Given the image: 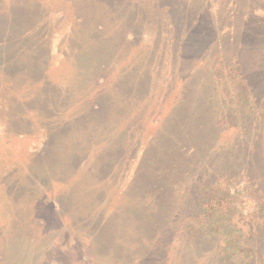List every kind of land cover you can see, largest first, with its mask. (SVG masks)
Here are the masks:
<instances>
[{
  "label": "trees",
  "instance_id": "1",
  "mask_svg": "<svg viewBox=\"0 0 264 264\" xmlns=\"http://www.w3.org/2000/svg\"><path fill=\"white\" fill-rule=\"evenodd\" d=\"M84 1L79 6L81 10L70 12L72 18H79L76 19L73 33L68 40L65 36L62 37L75 49L66 56L70 58L72 55L71 58H74L76 74L73 81L64 86L70 85L69 91L66 92L64 88L62 90L63 97L73 102L72 109L68 105L61 109L63 113L70 111L66 119L71 129L66 130L67 124L64 123L63 128L54 131L57 134L51 137V142H54L59 135L57 144L59 142L63 146L59 147V153L65 148L59 156L58 167L75 169V166L81 164V159L88 161L89 158L91 162H87L86 168L89 173L96 175L97 167L99 170L119 171L124 166L123 161L127 160V156L124 159L120 157V152H127L133 147L140 148L143 154L132 179L123 189L120 199L124 203L115 212L118 217L110 215L113 217L109 218L117 219L112 221L117 225L110 226L117 228L122 234L125 224L128 226L127 218L130 216L129 223L134 231L128 237L132 235L133 240L135 232L138 234L135 245L131 246L134 250L140 248L146 252L140 256L139 262L159 264L157 260L163 256L161 248L169 237L173 241H179L181 246L194 247L203 236L209 237V242L216 244L218 248L222 243V253L219 254L224 259L232 260L233 256L239 255L237 252L244 250L247 264H264V128L261 125L255 126L256 133L249 142L250 131L246 128L249 126L244 121H240L241 125H235V129L245 130L248 143L253 147L252 150L243 148L245 153L240 152L244 156V167L248 173L236 193L228 188V181L235 180V175H231L225 180V185L220 186L223 183L214 177V173L206 178L204 174L209 173L207 168L193 166L196 156L207 155L204 151L210 154L215 149L217 130L212 126V118L216 115L217 106L224 103L215 95L216 77L212 76L210 68L219 66L217 71L222 76L226 75L228 78L229 75L235 79V108L229 109V118H235L237 112L243 114L246 111L248 104H252L255 112H261L264 116V67L260 74L250 72L241 61L239 53L235 54L234 64L221 62V65L217 63L216 66H209L202 63L196 71L197 81L200 79V90H191L186 86L184 74L190 70L189 63L191 65L193 62H200L203 58L191 60L190 54L200 50L207 44V40H214L216 33L215 39L225 42V35L220 37L219 32L211 28L210 31L202 30L197 33L195 29L199 27V23L202 25V20L193 15L191 4L187 5L188 0ZM191 3L195 4L194 9L197 8L194 0ZM236 4L239 6L237 15L254 19L252 11L249 13L247 9H243L245 7H240V3ZM38 6L34 7V12L39 11ZM34 12L24 11L23 17L36 21L38 15ZM254 26L250 28L253 30L251 34H237L236 41L243 38L244 46L249 47L255 33L254 41L260 43V46L263 43L264 51V31L260 32L258 24ZM77 30L82 35L77 34ZM47 33L45 30L44 35ZM138 37H147L139 41H147L149 45L131 52V48L125 45H132ZM47 44L49 45L48 40H44L43 45ZM244 50L245 48L240 47L239 52L243 53ZM82 56L84 57L81 58ZM261 57L264 59V56ZM80 61L83 63L80 64ZM154 64L158 69H154ZM164 65L167 68L165 75H168L170 83L175 80L181 82H175L180 85L179 88L171 89L167 86L157 91L153 89L156 81L163 76ZM54 79L47 76L42 89L47 92L55 90L59 79ZM94 89L97 91H93ZM167 91L169 92L165 97H173L175 100L164 113V108L155 104ZM60 100L64 102L63 99ZM113 114L123 119L124 126L108 139L105 121L116 120ZM109 115L112 119H109ZM151 120L155 121V127L149 137L143 140ZM68 131L69 136L66 137L65 133ZM66 142L70 144V155L65 147ZM235 145L236 142L228 141L230 149L228 148L227 155L237 154ZM258 171L262 174L259 175ZM189 173L198 176L199 182L190 185ZM200 181L204 184L203 187ZM242 187L245 193L242 192ZM187 193L194 194L192 202L195 205L190 211L192 221L188 222L178 219V203L181 204L180 198ZM241 195L252 204L247 214H243L245 211L239 208L240 204L235 203ZM184 201H188V207L191 206L189 198ZM241 215L248 219L247 231L239 227V222L236 221L235 216ZM176 217L178 222H174ZM242 239L249 242V250L242 247ZM258 248L263 251L254 253ZM148 254L150 255L146 258ZM213 254L219 257L218 253ZM228 264L237 263L232 260Z\"/></svg>",
  "mask_w": 264,
  "mask_h": 264
},
{
  "label": "rangeland",
  "instance_id": "2",
  "mask_svg": "<svg viewBox=\"0 0 264 264\" xmlns=\"http://www.w3.org/2000/svg\"><path fill=\"white\" fill-rule=\"evenodd\" d=\"M199 1L202 2L198 4ZM83 2L85 1L0 0V264H143L139 260L146 252L140 248L134 250L131 246L136 243L137 232L133 240L132 235L128 237L134 231L129 223L130 216L127 218L128 226L125 224L122 234L117 228L110 226L117 225L112 222L117 219L109 220L113 216L118 217L115 212L124 203L120 199L123 189L132 179L143 150L133 147L127 152L121 151L122 159L127 156V160L123 161V168L119 171H106L97 167L94 175L86 169L87 162H91L89 158L88 161L81 159V164L75 166V169L58 167L59 156L65 148L59 153V147H63L59 142L57 144L59 135L51 142V137L57 134L54 131H60L64 123L67 124L66 130L71 129L66 119L69 110L66 113L61 110L66 105L71 109L73 107V102L63 97L62 90L64 88L66 92L69 91L70 85L64 86L70 84L76 74L74 58H71L72 55L70 58L66 56L75 49L66 40L75 29L76 19H79L72 18L70 12L81 10L79 6ZM191 2L193 0H188L187 5L191 4L193 15L202 20V25L198 22L196 32L210 31L211 28L218 31L220 37L225 35V42H218L215 39L216 33L214 40H207V44L200 50L190 54L191 60L198 57L203 59L198 64H188L190 70L184 74L186 86L199 91L200 79L197 81L196 74L199 66L202 63L211 66H216L217 63L221 65V62L234 64L236 53L240 54L241 61L250 72L260 74L264 67V59L261 57L264 56L263 43L260 46V43L254 41L255 33L249 47L244 46L243 38L236 41V37L237 34H251L253 30L250 28L257 24L260 32L264 31V0H194L198 5L195 9V4ZM236 3H240V7H245L243 9H247L249 13L252 11L254 19L237 15L239 6ZM35 4L39 5V11L34 12ZM23 10L37 14L36 21L23 17ZM45 30L48 32L46 35ZM77 34L82 35L80 30H77ZM63 36L66 40L62 39ZM142 38L144 37H138L132 45L127 44L125 47L131 48V52L144 49L149 43L139 41ZM44 40H48L49 45H43ZM193 44L196 45L194 42ZM205 46L207 47L204 49ZM240 47L245 48L243 53L239 52ZM200 51L201 54L196 56ZM218 68L216 66L209 70L216 77H212L215 95L224 102L217 106L216 115L212 118V126L217 130L215 149L210 154L204 151L207 155L196 156L193 166L207 168L209 173L204 174L206 178L214 173V177L223 183L220 186H224L225 180L235 175V180L228 181V188L236 193L248 173L244 167V156L240 152L245 153L244 149L252 150L253 147L248 143L245 130L235 129V125H241L244 121L250 127H246L250 131V142L256 133L254 127L261 125L264 128V116L261 112H255L252 104H248L243 114L237 112V116L241 118H229V109L235 108V79L229 75L228 78L226 75L222 76L217 71ZM154 69H158L156 64ZM166 71L164 65L163 76L156 81L154 90L167 86L171 89L180 87L179 80L170 83L168 75H165ZM47 76L51 80L55 78L54 81L59 79L56 89L50 92L42 89ZM90 89L91 87L88 90ZM169 91L164 92L163 98L155 104L163 107L164 113L175 100L173 97H165ZM83 95L86 96L84 93ZM113 115L116 120L105 121L108 139L124 126L123 119ZM109 117L112 119L111 115ZM154 127L155 121L151 120L143 140L149 137ZM228 141L236 142L235 149L238 151L237 154L232 152L234 156L227 155L228 148L230 149ZM69 146L66 142L68 155L71 154ZM53 166L56 168H52ZM258 174L261 175L262 172L258 171ZM189 182L190 185H195L199 182L198 176L189 173ZM200 184L203 187L202 181ZM241 190L245 193L243 187ZM174 194L177 196L175 192ZM193 195L187 193L180 198L179 220L192 221L190 211L195 208ZM128 196L130 198L129 192ZM242 197L241 195L235 203H239V208L245 211L243 214H247L252 204ZM186 198L190 200V207L188 201L184 203ZM235 218L239 222L238 226L247 231L248 219L242 218V215ZM178 219L176 217L174 222H178ZM241 245L249 250V242L242 239ZM221 247L222 243L219 248L210 243L209 237L202 236L194 247L181 246L179 241H173L169 237L161 248L163 256L161 254L162 257L157 261L159 264H228L235 260L237 264H247L244 250L237 252L239 255L229 260L219 254L222 253ZM259 250L262 249H255L254 253L258 254ZM213 252L218 253L219 257H215Z\"/></svg>",
  "mask_w": 264,
  "mask_h": 264
}]
</instances>
